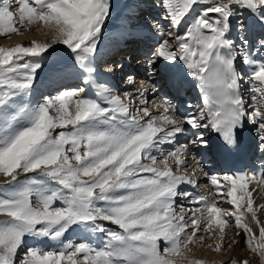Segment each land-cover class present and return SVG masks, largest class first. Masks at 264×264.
I'll list each match as a JSON object with an SVG mask.
<instances>
[{
	"label": "snow or ice",
	"instance_id": "1",
	"mask_svg": "<svg viewBox=\"0 0 264 264\" xmlns=\"http://www.w3.org/2000/svg\"><path fill=\"white\" fill-rule=\"evenodd\" d=\"M158 4L168 27L155 24L149 80L162 62L169 73L181 62L199 93L195 112L191 104L181 110L169 99L150 104L154 83L121 95L97 82L96 54L111 0L0 2V36L32 24L50 36L29 46L0 47V264H203L189 259L192 246L221 252L225 241L228 249L240 245L236 237L264 264V221L258 215L264 204L254 206L253 197L259 187L264 199V164L251 176H221L205 170L196 154L195 166L188 163L192 149H211L213 140L224 154L239 150L246 128L264 158V0ZM59 45L70 52L71 74L85 87L28 102L41 61ZM122 68L109 66L106 73ZM127 83L135 84L134 77ZM88 86L95 89L92 96ZM170 86L179 94L184 80L173 79ZM201 177L211 201L183 187L197 189ZM80 226L97 233L101 243L63 240ZM217 231L220 242L206 244ZM26 237L36 244L26 247ZM47 240L59 247H41Z\"/></svg>",
	"mask_w": 264,
	"mask_h": 264
},
{
	"label": "bare ground",
	"instance_id": "2",
	"mask_svg": "<svg viewBox=\"0 0 264 264\" xmlns=\"http://www.w3.org/2000/svg\"><path fill=\"white\" fill-rule=\"evenodd\" d=\"M121 0H114L113 1V3H115V4H112V7H111V13H114L115 12V10H117V9H119V7H118V5H120V3H118V2H120ZM123 1V0H122ZM135 2H138L139 3V5H138V3L136 4V3H133V6H135L134 8H132V10H131V12L132 13H134V11L135 10H140L139 11V13L138 12H136V14H134V16H131V18H130V22H134L135 21V19H140V17L142 18L141 20H140V23H138L137 25H135V27L134 26H132L134 29H135V32L134 33H136V35H130V36H127V34H122V39L120 40V44L122 43V45L124 46V47H128L129 49H128V51H130V50H144L145 51V53H144V55L146 54V51H147V49H148V47H149V45H151L152 46V44H149V42L147 41V40H149L150 39V37H151V35L152 34H150L151 32L150 31H148L149 30V28H152V26L153 25H151V24H153L154 22H156V23H159L160 24V26H164V23L165 22H167L165 19H164V12H163V10L162 9H160V7L158 6L159 4H158V2H155L157 5H151V4H149V1L147 0V1H138V0H135ZM128 3L129 4H132V1H128ZM141 3V4H140ZM127 5V4H126ZM128 6V5H127ZM136 6H139V7H144V8H137ZM146 10L145 12H144V14H146L144 17V19H143V12L141 13V11L142 10ZM157 9H160L159 11L157 10ZM130 9L127 7V8H124V9H122V11H124V12H127V11H129ZM150 13V15H147V14H149ZM193 14H195V12L193 13ZM156 16H158V19H154ZM190 17V21H191V19H192V15H190L189 16ZM16 18L18 19V13H17V15H16ZM120 18V17H119ZM110 19V18H109ZM125 20V19H124ZM124 20H123V18H121L120 20L117 18V17H115L113 20H110L109 22V26H104V29H112V32L114 31V29L116 28V27H118V24L119 23H122V24H124V25H126L127 23L126 22H124ZM145 20H148L149 21V27H147V29L143 26V22L145 21ZM117 21H118V24H117ZM111 24H113V25H111ZM155 24V23H154ZM134 25V24H133ZM34 26H36L37 27V29H39L38 31H36V32H34V31H31V32H27V33H25L23 36H21L19 39H15V40H13V41H8V42H6L7 44H9L10 46H12V47H14L15 45H17V44H21V45H23V46H29L30 45V43L32 42V41H36L37 43H42V42H45V41H48V40H50V36L49 35H46V33L47 32H43V30H42V27H39V25L38 24H34ZM151 26V27H150ZM131 27V28H132ZM155 27V26H154ZM119 28H120V26H119ZM183 28V27H182ZM128 30H129V26H128ZM184 30V29H183ZM182 30V31H183ZM104 31V30H103ZM106 31V30H105ZM153 32H156V28L155 29H153L152 30ZM111 32V31H110ZM137 34H141V35H143V37H144V39L143 40H141V44H140V46H138V44H136V40H137V38H139L138 36H137ZM156 34V33H155ZM154 34V35H155ZM102 35H103V33H102ZM126 37V38H125ZM110 38H111V35H109V34H107L106 35V37L104 38V43H107V47L103 50V51H99L100 53H99V58L97 59V60H99V62L103 59V61L101 62V63H97L98 64V80H97V82L98 83H105V84H107L114 92H116V93H121V92H124V90L125 91H127V89H131L132 87H134V85H138V83L139 82H143V81H145L146 82V86L147 85H149V84H151V81H149V73H147V78H143V76L142 75H140L138 72H137V70H139V72L141 71V72H144L145 71V69H147V65L145 66V64H144V60L142 59V57L143 56H141L139 59H138V61H137V63L136 64H141L142 62V64H144V70H143V66H141L140 65V68H136V69H134V74H132V76L134 77V79H135V83L136 82H138V83H136V84H132V85H130V86H128L129 84L127 83V77L129 76V74L127 73V74H125L126 72H124L123 74H122V71H123V69H118L117 71H115V72H113V73H106V68L107 67H109V66H115V65H117V64H122L123 66L127 63V55L126 54H130V52H128V53H124V52H122V53H124V55L123 56H121V54H120V56H119V58H118V56H116V58H118V60L116 59H114V60H112L113 59V57L112 56H115V55H117V52L119 53L120 51H119V49H115V47H118L117 46V44H119L118 43V40H117V38L115 37V41L114 42H108L109 40H110ZM120 38V37H119ZM10 39V38H9ZM29 39H31V40H29ZM107 41V42H106ZM147 41V42H146ZM153 42V40H151V43ZM135 45V46H134ZM58 47V46H57ZM126 52V51H125ZM96 56H97V54H96ZM101 56V57H100ZM131 61V58L129 59V62ZM69 64H70V66H71V63H74V61H69L68 62ZM139 66V65H138ZM161 68H160V70L161 71H159L157 74H155L156 76H154L153 78H152V80L155 78V77H157V76H159L158 74L159 73H166L167 71H165L164 70V63L162 62L161 63ZM60 68H63V66L62 67H60ZM101 68H104V69H101ZM156 71H158V70H156ZM118 73H119V77H116V75H118ZM137 73H138V76H137ZM58 76H60V73H58V74H55L51 79H50V82H51V85L52 86H54V84H55V87H56V83L57 84H62L61 86H57L58 87V89L56 88V90L54 91V94L56 95L57 94V91L59 90V91H63V90H65V89H67V88H71V87H85V85L83 84V82H82V78L81 79H77L75 76H73L72 74H71V72L70 73H67V76H66V79H69V81L68 80H62L61 82H59L60 81V79L58 78ZM135 76H136V78H135ZM143 78V79H142ZM120 79V80H119ZM117 80H119V84H121V85H124V87H120V88H115V85L114 84H116L117 83ZM53 81V82H52ZM69 84V85H68ZM245 84L244 85H242V91H244L245 90ZM140 87L141 86H139V87H135L136 89H140ZM243 87H244V89H243ZM91 89H93L94 91H95V89L94 88H92L91 86H88V94L89 95H93L94 94V92H93V94H91L90 93V90ZM132 89H134V88H132ZM129 91V90H128ZM149 93H151V96L153 95V93L152 92H149ZM157 94H159L158 92H156ZM157 100H163V99H165L163 96H162V94H159L158 96H156L155 97ZM138 101V100H137ZM137 104H138V102H137ZM151 111H154V109H151ZM183 140V139H182ZM184 142V141H183ZM196 152H197V150L196 149H192L191 150V152H190V155H189V159L190 160H192L191 159V155L192 154H196ZM193 162H195V161H193ZM203 185H204V183L203 182H201V183H199V187L196 189L197 191H200V190H202V188H203ZM185 187L187 188L188 186L187 185H185ZM237 195H239V193H237ZM253 197H254V206L255 205H259L260 204V202H259V200L261 201V204H264V199H261V194H260V189H259V187H257V192L256 193H253ZM227 208H229V207H227ZM259 215V218L262 220V221H264V213H259L258 214ZM244 222H246V223H250V226H252L253 228H254V231L256 232V234H257V236L259 235V231H258V229L255 227V225L254 224H252L251 223V221L248 219V218H244ZM233 223H234V221H233ZM227 228V227H226ZM227 232V231H226ZM88 233H89V228H84L83 229V236H84V238L88 241V242H94V243H96V235H94L95 237H93V236H90V235H88ZM217 236V235H216ZM87 237H89V238H87ZM220 237V236H219ZM91 238H93V239H91ZM228 238H229V240L232 238V236H231V233H228ZM236 239H238V240H241V242H242V238L241 237H236ZM98 242V241H97ZM217 242H220V239H217V241L215 242V244L217 243ZM207 243V242H206ZM98 243H96V245H97ZM210 244H212V245H214V240H211L210 241ZM224 244H226V243H224ZM99 245V244H98ZM237 247V246H236ZM188 257H189V259H193V260H200V261H202L203 262V264H216V262H217V264H218V261H212L211 260V258H209L208 256H192V255H188ZM249 257H247V255H246V251L245 250H242L241 251V253L239 254V256L237 257V255H236V252H233L231 255H230V257H229V260L228 261H232L233 259H235L236 261H237V264H239V262L240 261H243V260H248L250 263H258L259 264V259L258 258H256V257H254V255L252 256V258H250V259H248ZM227 261V262H228ZM220 262V261H219ZM220 264H222V263H220Z\"/></svg>",
	"mask_w": 264,
	"mask_h": 264
},
{
	"label": "rangeland",
	"instance_id": "3",
	"mask_svg": "<svg viewBox=\"0 0 264 264\" xmlns=\"http://www.w3.org/2000/svg\"><path fill=\"white\" fill-rule=\"evenodd\" d=\"M113 1L114 0H111V4H115V3H113ZM128 1H132V4H129L128 3ZM0 2H2V0H0ZM10 3H12L13 4V6H15V0H10ZM118 3H120V5H118V7H119V9H117V10H115V12L114 13H111L110 14V16L108 17V19H107V21H106V23H105V27L106 26H109V21L110 20H113L115 17H117L119 20L121 19V18H123V20H124V22H126L127 24L126 25H124V24H122V23H119L118 24V21H117V24H118V27H116L115 29H114V31L112 32V29H103L104 31H103V35L101 36V40L99 41V46H98V52H97V56H96V61H97V63L99 62V60H97L98 58H99V53L101 52V51H103L106 47H107V43H104V38L106 37V35L107 34H109V35H111V38H110V40L108 41V42H111L112 40V42H114L115 41V37L117 38V40H118V43L120 44V40L122 39V34H127V36H134V35H136V33H134L135 32V29L132 27V26H134L135 27V25H137L138 23H140V20L142 19V18H140V19H135V21L134 22H130L129 20H130V18H131V16H134V14H136V12H138L139 13V11L140 10H135L134 11V13H132L131 12V10H132V8H134L135 6H133V3H138V2H135V0H121L120 2H118ZM128 6H127V5ZM141 4V3H140ZM138 5H139V3H138ZM159 6V5H158ZM129 8L130 10L129 11H127V12H124V11H122V9H124V8ZM137 8H144V7H139V6H136ZM199 8V7H198ZM161 9V8H160ZM160 9H157L158 11L160 10ZM198 10V9H197ZM146 10L144 9V10H142L141 11V13L142 12H145ZM160 12V11H159ZM146 13V12H145ZM192 15H195V14H192ZM120 17V18H119ZM110 18V19H109ZM145 17L143 16V19H144ZM154 19H158V16H156ZM154 23H156V22H154ZM154 23H153V25H154ZM134 24V25H133ZM111 25H113V24H111ZM152 25V24H151ZM114 26V25H113ZM119 26H120V28H119ZM128 26H129V30H128ZM155 26V25H154ZM166 27L165 28H167L168 27V23H167V25H165ZM39 27H42V26H40L39 25ZM132 27V28H131ZM149 27V26H148ZM151 27V26H150ZM147 29V28H146ZM152 28H149V30L148 31H150L151 33L150 34H152L151 35V37H150V39L149 40H153V41H155L158 37H157V35L155 34L156 32H153L152 30H151ZM39 29H37V27L36 26H34V24H32V25H30L29 27H28V29L27 30H24V31H22L20 34H16V33H9V34H7L6 36H0V47H12V46H10L9 44H7L6 42H8V41H13V40H17V39H19L21 36H23L25 33H27V32H31V31H34V32H36V31H38ZM42 30H43V32H48V30L47 29H44L43 27H42ZM106 30V31H105ZM111 31V32H110ZM155 34V35H154ZM120 37V38H119ZM10 38V39H9ZM126 38V37H125ZM29 40H31V39H29ZM157 41V40H156ZM156 41L154 42V44L151 46V45H149V47H148V53H147V58H150L151 57V55H152V49L154 48V46H155V44H156ZM107 42V41H106ZM119 44H117V46L119 45ZM100 51V52H99ZM128 52H130V51H126V52H124V53H128ZM101 54V53H100ZM69 57H70V52L69 51H67L66 50V48H65V46H63V45H59L58 47H57V51L54 53V54H52V55H49V56H46L45 58H44V60L43 61H41V63H42V68H41V70H39V72H38V76H37V78H36V80H35V82H34V86H33V90H32V93H31V95L29 96V97H27L26 98V100L28 101V102H30V103H37V102H40L41 100H42V98L43 97H45V96H55V94H54V91H55V89H54V87H48V88H46L48 85H49V83H50V79L55 75V74H58L59 72H54V69H59L60 67H62L63 66V68H67L68 69V71H66V72H64V73H60V76H58V78L60 79V81L59 82H61L62 80H68L69 81V79H66V76H67V73H70L71 72V66H70V64L68 63L70 60H69ZM101 57V56H100ZM147 58H145L146 59V61H147ZM103 61V59L99 62V63H101ZM143 63V62H142ZM140 64L141 66H143V70H144V64ZM146 65H147V62H146ZM145 65V66H146ZM96 67L98 68L99 66H98V64L96 65ZM162 66H161V64L160 65H158L157 66V69L156 70H158V71H156V74L159 72V71H161L160 70V68H161ZM101 69H104V68H101ZM145 70H147V69H145ZM137 72L140 74V75H142L143 76V78H147V76H146V72L147 71H144V72H139V70H137ZM138 73H137V76H138ZM154 76H156L155 74H153ZM151 76V79L149 80V81H152V78L154 77V76ZM116 77H119V73H118V75H116ZM149 77V76H148ZM142 78V79H143ZM149 79V78H148ZM53 82V81H52ZM136 83H138V82H136ZM135 83V84H136ZM145 84L146 85V82L145 81H143V82H139L138 83V85H134V87H132V88H134V89H127V91L129 90L130 92H134V91H136V90H138V89H136L135 87H139V86H141V84ZM62 84H57L56 83V86H61ZM69 85V84H68ZM54 86H55V84H54ZM128 86H130V85H128ZM247 86V85H246ZM245 87V86H244ZM245 91V90H244ZM124 92H125V90H124ZM124 92H121V93H119V94H123ZM138 102V101H137ZM151 110V109H150ZM54 114V113H53ZM57 131H60V129H57ZM188 163H189V168H191V167H194V164H193V162L188 158ZM161 167H162V165H161ZM176 174H178V175H183V174H190V172L189 173H184V172H177ZM21 179H24V176H21L20 177ZM4 180H5V178H4V176L2 175V174H0V184H3L4 183ZM259 202H260V204H261V201L259 200ZM57 206H59V204H57ZM185 206L186 207H188V205L187 204H185ZM177 211L179 212V207H177ZM106 223V222H105ZM106 226H111V225H107L106 224ZM111 227H115V226H111ZM227 227V226H226ZM83 229H84V227L83 226H80V227H74L72 230H70L69 232H67L66 234H65V236L63 237V240L65 241V242H79V241H81V240H86L85 238H84V236H83ZM226 231H227V228H226ZM201 235H207L206 233H200ZM88 235H90V236H93V237H95L94 235H96V243H98V244H100L101 243V241H100V239H98V234L97 233H94V232H92L91 231V229L89 228V233H88ZM87 238H89V237H87ZM91 239H93V238H91ZM217 239H220V237H219V233H218V231H217V236H215V238H213V239H211V240H214V245H215V242L217 241ZM94 240V239H93ZM211 240H207V241H205V243L206 244H210V241ZM228 240H229V238H228ZM98 241V242H97ZM90 243H92V244H94V245H96V243H94L93 241L92 242H90ZM224 243H226L227 244V241H225ZM36 244V241H34L32 238H30V237H26L25 238V246L27 247V246H34ZM97 244V245H98ZM226 244H225V250L224 251H221V252H216V251H214V250H210L209 248H207V247H200V244L199 243H197L196 245H194V246H192L193 247V250H192V252H190V253H188V255H192V256H208L209 258H211V260L212 261H218V264H220V263H222V264H231V261H228L229 260V257H230V255L233 253V252H236V255H237V257L239 256V254L241 253V251L242 250H245L246 251V255H247V257H249L248 259H250V258H252V256H253V254L250 252V251H248L247 250V248L245 247V246H243V243L241 242V244L240 245H238L237 247H235V249H228L227 247H226ZM213 245V246H214ZM40 246L41 247H45V248H49V247H59V244L56 242V241H51V240H47V241H44L43 243H41L40 244ZM25 249H21V252H23ZM220 261V262H219ZM228 261V262H227ZM216 264H217V262H216ZM250 264H258V263H250Z\"/></svg>",
	"mask_w": 264,
	"mask_h": 264
}]
</instances>
